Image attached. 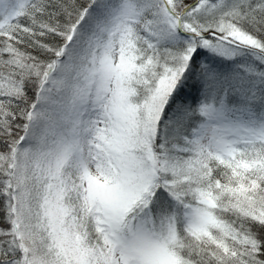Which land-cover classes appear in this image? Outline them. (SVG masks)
<instances>
[{"label": "snow or ice", "instance_id": "snow-or-ice-1", "mask_svg": "<svg viewBox=\"0 0 264 264\" xmlns=\"http://www.w3.org/2000/svg\"><path fill=\"white\" fill-rule=\"evenodd\" d=\"M0 264H264V0H0Z\"/></svg>", "mask_w": 264, "mask_h": 264}]
</instances>
